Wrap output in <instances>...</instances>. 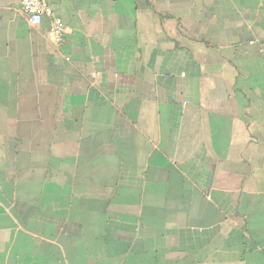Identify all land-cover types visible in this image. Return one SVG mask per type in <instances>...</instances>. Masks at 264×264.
<instances>
[{
  "label": "crops",
  "instance_id": "1",
  "mask_svg": "<svg viewBox=\"0 0 264 264\" xmlns=\"http://www.w3.org/2000/svg\"><path fill=\"white\" fill-rule=\"evenodd\" d=\"M0 0V264H264V0Z\"/></svg>",
  "mask_w": 264,
  "mask_h": 264
},
{
  "label": "built area",
  "instance_id": "2",
  "mask_svg": "<svg viewBox=\"0 0 264 264\" xmlns=\"http://www.w3.org/2000/svg\"><path fill=\"white\" fill-rule=\"evenodd\" d=\"M21 12L32 26H38L43 19H49L50 26L46 34L50 43L61 45L65 41L67 27L60 18L54 15L45 0H22Z\"/></svg>",
  "mask_w": 264,
  "mask_h": 264
}]
</instances>
